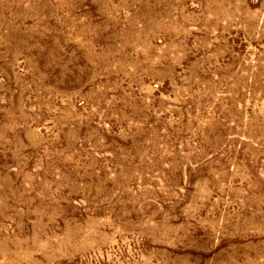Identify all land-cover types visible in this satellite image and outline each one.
<instances>
[{
    "label": "rangeland",
    "instance_id": "1",
    "mask_svg": "<svg viewBox=\"0 0 264 264\" xmlns=\"http://www.w3.org/2000/svg\"><path fill=\"white\" fill-rule=\"evenodd\" d=\"M0 264H264V0H0Z\"/></svg>",
    "mask_w": 264,
    "mask_h": 264
}]
</instances>
